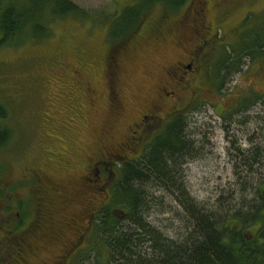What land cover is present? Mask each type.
<instances>
[{"label":"rangeland","instance_id":"rangeland-1","mask_svg":"<svg viewBox=\"0 0 264 264\" xmlns=\"http://www.w3.org/2000/svg\"><path fill=\"white\" fill-rule=\"evenodd\" d=\"M70 1L83 11V16L50 19L49 36L37 38L34 35L12 45L0 44V102L8 110V119L3 125L11 130L12 137L9 145L0 150V164L11 165L10 179L19 178L23 163H29L34 157L60 156L65 139L60 127L74 126L73 122L78 121L76 115L70 113L71 99L78 96L75 85L80 76L76 74L78 59L84 57L89 63L90 58L92 61L106 56L108 49L116 47L123 39L121 37L131 34L130 31L116 38L118 30H122L118 25L123 11L139 0ZM207 3V28L200 27V30L203 38L216 43V49L204 61L208 79L200 80L196 76L189 82L194 90L195 87L200 90L195 94L192 90L184 91L182 84L172 80L175 71L168 70L170 74L165 71L174 61L182 59V53L186 51L182 46L169 43L159 46L156 51H150L147 45L133 47L127 54H122L123 63L117 80V89L125 105L124 117L115 120L117 115L109 112L108 103L101 98L100 108L87 115L92 128L97 129L92 132L93 138L85 143L81 141V145L96 154L100 140L108 154H121L123 160L131 158L136 146L126 137L129 122L136 121L140 113H146L158 104L156 98L163 89L176 90V96H165L161 106L166 112L188 108L184 117L188 131L196 140L198 153L184 166L183 181L187 191L207 213L231 218L241 208V202L255 200L254 189L264 184V155L261 164H254L252 173L243 165L245 152L257 148L264 153V55L257 60L242 57L237 70L230 73L222 89L218 88L222 82L223 72L219 71L222 66L217 68V61L222 57L221 62L225 64L232 65L231 60L239 62L241 58L237 59L233 52L241 50L244 35L264 31V0H207ZM193 4L194 0H188L184 9L192 10ZM179 12V9H166L161 3L155 4L144 15L142 25L161 24L166 15L177 17ZM252 12L255 15H250ZM253 45L248 42L247 47ZM60 54L65 62L63 67L54 60ZM99 69L104 76V63ZM209 78L213 81L209 82ZM102 85L105 87L104 83ZM198 100L200 102L196 103ZM101 126L108 131L106 139L98 135ZM97 158L94 156V162ZM85 165L81 163L70 179L82 174ZM111 169L118 171L115 164ZM89 179L94 182H88ZM89 179L85 184L74 183V187L81 188L85 194L75 198L80 207L73 206V210L80 211L84 205L91 209L97 199L107 200L106 191L102 194L99 191L105 176ZM111 183L107 185V193ZM245 183L249 188L241 193ZM148 194L152 208L145 222L167 238L181 241L186 232V215L181 204L167 191L149 189ZM120 207L115 209L122 210ZM246 213L239 212L243 218ZM122 223L127 224L126 218Z\"/></svg>","mask_w":264,"mask_h":264},{"label":"flooded vegetation","instance_id":"flooded-vegetation-1","mask_svg":"<svg viewBox=\"0 0 264 264\" xmlns=\"http://www.w3.org/2000/svg\"><path fill=\"white\" fill-rule=\"evenodd\" d=\"M192 6V10L181 7L177 17L166 15L161 24H141L136 31L122 37L116 47H110L106 56L92 61L90 58L89 63L84 57L78 59L76 74L80 76L75 82L78 96L71 99L73 107L70 110L78 121L73 122L77 125L60 127L65 135L60 156L34 157L29 163H23L22 173L17 179L8 177L11 165L5 167L0 164V264H98V253H105V249L96 248V240L102 236H96L95 226L103 215L107 202L103 198L97 199L91 209L82 202L84 208L80 211L73 210V206L80 207L75 198H82L85 194L81 188L79 190L74 187V183L85 184L89 177L101 178L109 170L105 144L101 145L99 140L96 154L87 146L81 145V141L85 143L87 139L93 138L92 132L97 129L92 128L87 115L91 110H98L99 100L105 98L109 112L117 115L115 120L121 119L125 109L117 89L123 63L121 57L124 52L127 54L138 45H147L150 51H156L159 46L169 43L176 47L182 46V49H186L182 53V59L174 61L165 71L167 70V74H170L168 70L175 71L172 80L182 84L184 91L192 90L191 93L195 94L200 90L198 87L194 90L189 82L196 76L200 80L208 79L204 61L216 49V43L210 38H203L200 30V27L207 28V0H194ZM60 56L62 54L55 56L54 60L59 61L63 67L65 62H62L63 57ZM101 63L105 65L104 76L99 69ZM212 81L210 79L209 82ZM167 85L170 86L168 83ZM176 93V90L169 92L163 89L157 95L158 104H154L150 111L140 113L136 121L134 119L129 122L126 137L136 146L133 157L138 158L143 154L146 146L166 127L170 119L181 114L184 116L188 112L186 107L166 112L161 106L165 96L174 98ZM98 129V135L106 139V128L101 126ZM96 155L98 158L94 162ZM110 155L112 160H123L121 154ZM83 162L86 163L83 173L70 179ZM112 171L109 170L110 173ZM89 180L88 182L93 181ZM105 186L106 183L99 189L100 194L105 192ZM113 212L120 222L125 221V211L116 209ZM243 234L250 241L254 238L251 234ZM105 245L99 246L105 248Z\"/></svg>","mask_w":264,"mask_h":264},{"label":"trees","instance_id":"trees-1","mask_svg":"<svg viewBox=\"0 0 264 264\" xmlns=\"http://www.w3.org/2000/svg\"><path fill=\"white\" fill-rule=\"evenodd\" d=\"M187 2L139 0L136 5L123 11L118 25L122 30H118L116 38L136 31L153 5L161 3L169 10L183 8ZM83 14L70 0H0V44L12 45L34 35L37 38L49 36L50 19ZM248 42L254 45L248 48ZM240 44L241 50L233 52L237 59L241 58L239 62L231 60L232 65L225 64L221 62L222 57L217 62V68L222 66L219 71L223 72L219 89L223 88L230 73L237 70L242 57L253 60L263 58L264 31L245 34ZM7 119L8 110L0 102V150L9 145L12 139L11 130L3 125ZM188 127L187 119L182 114L173 117L138 158L132 156L116 161L106 152L107 162L111 163L109 170H113L112 164H115L118 171L110 173L108 170L107 178L105 174L107 205L95 226L96 236H102L97 238L96 248L105 249V253H98V264H264V184L254 189L255 200L243 201L241 208L237 209L241 213L246 211V217L243 218L244 215L237 210L231 218L207 213L190 197L183 181L185 164L198 153L196 140ZM244 154L243 165L252 173V167L261 164L264 153L254 148ZM248 188L245 183L240 192L245 193ZM149 189L167 191L183 207L186 232L181 237V243L162 237L145 222L152 208L148 201ZM115 207L126 212V225L114 214ZM180 220L182 222V215ZM244 232L254 236L252 241ZM103 242L105 248L99 246L104 245Z\"/></svg>","mask_w":264,"mask_h":264}]
</instances>
